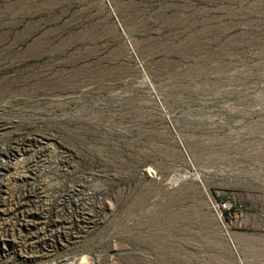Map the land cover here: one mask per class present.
I'll return each instance as SVG.
<instances>
[{"label": "rangeland", "instance_id": "374dc122", "mask_svg": "<svg viewBox=\"0 0 264 264\" xmlns=\"http://www.w3.org/2000/svg\"><path fill=\"white\" fill-rule=\"evenodd\" d=\"M0 264H264V0H0Z\"/></svg>", "mask_w": 264, "mask_h": 264}]
</instances>
